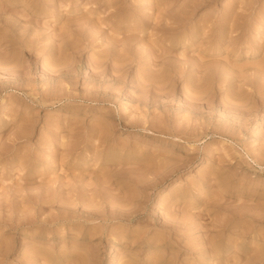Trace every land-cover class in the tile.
Returning <instances> with one entry per match:
<instances>
[{
    "label": "rangeland",
    "instance_id": "1",
    "mask_svg": "<svg viewBox=\"0 0 264 264\" xmlns=\"http://www.w3.org/2000/svg\"><path fill=\"white\" fill-rule=\"evenodd\" d=\"M0 264H264V0H0Z\"/></svg>",
    "mask_w": 264,
    "mask_h": 264
}]
</instances>
